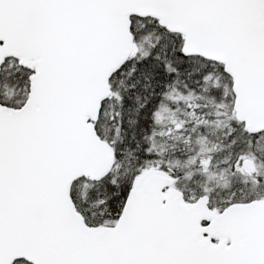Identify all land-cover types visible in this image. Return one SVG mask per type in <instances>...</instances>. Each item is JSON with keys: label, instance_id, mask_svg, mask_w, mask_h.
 I'll return each mask as SVG.
<instances>
[{"label": "snow or ice", "instance_id": "obj_1", "mask_svg": "<svg viewBox=\"0 0 264 264\" xmlns=\"http://www.w3.org/2000/svg\"><path fill=\"white\" fill-rule=\"evenodd\" d=\"M0 264H264V0H0Z\"/></svg>", "mask_w": 264, "mask_h": 264}]
</instances>
